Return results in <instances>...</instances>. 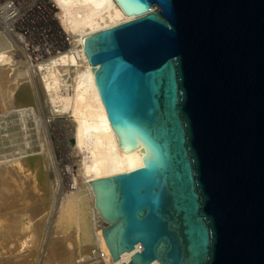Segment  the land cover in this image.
<instances>
[{"label": "water", "instance_id": "1", "mask_svg": "<svg viewBox=\"0 0 264 264\" xmlns=\"http://www.w3.org/2000/svg\"><path fill=\"white\" fill-rule=\"evenodd\" d=\"M83 39L118 146L88 184L112 262L264 264V0H115ZM152 10V11H150Z\"/></svg>", "mask_w": 264, "mask_h": 264}, {"label": "bare ground", "instance_id": "2", "mask_svg": "<svg viewBox=\"0 0 264 264\" xmlns=\"http://www.w3.org/2000/svg\"><path fill=\"white\" fill-rule=\"evenodd\" d=\"M17 1L18 4H14L10 14L6 17L3 13L0 15V25L5 31V35L0 36L1 258L5 260L3 262H7L5 264H31L34 258L28 260L29 254L25 256L23 250L36 245L41 248L47 243L48 254L42 249H38L39 252L36 249L38 253L31 255L41 258V253L44 252L46 256L41 264H61L63 261L55 260L58 254H51L53 246L61 243L60 255L63 254L66 264L126 263L140 247L137 245L132 252L123 253L118 260L111 261L101 235L105 223L94 206V195L88 182L142 167V147L124 152L118 146V138L108 122L96 89L93 67L84 54L83 39L136 17L126 16L115 0H35L48 5L56 44L52 49L46 45L41 48L38 44L39 34L35 33L36 36H30L31 40H28L32 49H26L22 40L29 36L26 33L28 30L35 29L39 19L33 20V24L27 22L26 32L13 24L15 20L17 23L18 18H22L20 7L27 2ZM58 49L59 52H56ZM35 54H47V57L41 58L34 65L30 58ZM21 63L26 70H20ZM32 70L34 72L30 74L29 71ZM16 89L19 90L16 91L17 98H11V93ZM40 106L47 110L48 115L44 130L39 128L43 111H40ZM57 117V123L63 127L61 130H65L68 137L64 143L67 157L70 158L74 153L79 160L71 170L72 185L67 181L70 174L64 175L66 188L64 184L57 182L56 191L52 192H56L58 197H55L57 201L51 198L54 202L48 208L46 222L47 230L51 233L47 235L49 239L44 244L45 234L48 232L43 235L38 233L40 224L43 225L45 221L43 211L46 208L42 210L45 203H41V208L38 207L37 194L45 195L42 194L43 191L37 193L36 189L37 184H43L44 187L47 178H44L45 172H41L42 167L39 172L36 167L38 163L39 166L42 164L41 159L51 155L49 152L50 155L45 157L50 147V143H46V136L50 139L49 124ZM49 173L47 170V175ZM55 180L56 178L54 182ZM47 185L49 196L51 186ZM27 220L33 222V234H26Z\"/></svg>", "mask_w": 264, "mask_h": 264}, {"label": "rangeland", "instance_id": "3", "mask_svg": "<svg viewBox=\"0 0 264 264\" xmlns=\"http://www.w3.org/2000/svg\"><path fill=\"white\" fill-rule=\"evenodd\" d=\"M27 6V7H26ZM32 6H33V8H32ZM36 6H37V2L35 1V0H27V2H26V4L25 5H23V6H21L20 7V10H21V13L23 12V14H21L22 15V18H18L19 20H17V23H16V20L15 19H13V22H14V20H15V22L13 23V24H15V25H18L19 27H21L22 29H25V32L27 31L26 30V28H28V26H26V23L28 22V23H32L33 24V20H35L36 18H38V15H37V12H36ZM25 8V9H24ZM24 10V11H23ZM30 10V11H29ZM4 14V13H3ZM32 14V15H31ZM1 16H2V13L0 14ZM37 17H36V16ZM0 16V19L2 20V17ZM34 18H33V17ZM4 17V16H3ZM1 20H0V22H1ZM11 21H12V19H11ZM6 23V22H5ZM1 24V23H0ZM3 26L5 25V24H2ZM36 25V24H35ZM1 26V25H0ZM35 29H36V27H35ZM34 28H32L31 30H28L26 33L29 35V36H27V37H25V38H23V40H22V45L26 48V49H32V46H31V44H29V42H28V40H31V38H30V36H36V34L35 33H37V31L35 30ZM3 35H5V31L2 29V26H1V28H0V36H3ZM34 44V43H33ZM36 47H38V45H35ZM59 50L60 49H58L56 52H59ZM43 57H47V54H43V55H41V54H35V56H33V57H31L30 59H32V62H33V64L35 65L36 64V62L38 61V60H40L41 58H43ZM28 67V66H27ZM24 68V66L22 65V63H21V65H20V70H22ZM23 70H26V68H24ZM33 70L32 71H29V73L31 74H33ZM19 90H20V87L18 88ZM18 89H16L15 90V92H12L11 93V98L13 97V98H17L16 96H17V94H16V91H19ZM23 94H24V92H23ZM29 95V94H28ZM41 107V106H40ZM41 110H43V107H41L40 108V111ZM47 111V110H46ZM46 111H45V109L41 112V118L39 119V120H41L42 121V118H43V121H42V123H41V121H39V124L41 125V126H43V127H41L40 125V129H42V130H44L46 127H45V121H46V119H47V117H48V115H47V113H46ZM44 113V114H43ZM44 116H43V115ZM47 115V116H46ZM45 117V118H44ZM59 121V118L57 117L51 124H49V128H48V131H50V139L48 138V135L46 136V139H47V141H46V143H50V147H48V149H49V151L47 150V148L45 149V153H47L46 152V150L48 151V153L47 154H45V157L49 154L50 155V153L49 152H51V155L48 157H46L47 158V160H49L48 162L49 163H47V164H45L46 162H47V160H46V158L43 160V159H41V162H42V164H40V166H39V163H38V166L36 167V169L38 170L37 172H39L41 169L42 170H44V171H42L41 170V172L42 173H44L45 172V176H44V178L46 179H44L45 180V183H44V187L42 186V185H40L39 184V186H38V184H37V189L36 190H38V192L37 193H42V191H43V195H45V196H42L41 194H37V196H38V203H39V205H38V203H37V205H38V207L40 206V208L43 206V205H41V203L42 204H44L45 203V205L43 206V208H42V210H44V208H46V212L45 211H43L44 213V217H45V221L43 222V225H45L44 227H43V225L42 224H40V227H39V235H43V234H45L46 233V231L48 232L47 234H45L46 236H45V240H44V244L47 242V240L49 239L48 237L49 236H47V235H49L51 232H49V230H47L48 228H47V222H46V216H47V212H48V208H50V204H51V206H52V203L54 202L53 200H56L57 201V197H58V195H57V193L55 192V193H52V192H54V191H56V187L55 186H57V182H58V184H60V182H61V185H65V188H66V185H67V182H66V179H65V176L64 175H67V174H70L69 176H70V178L68 179L67 178V181L69 182L70 181V186L72 185V183H71V170H73V167L75 168V165H76V162L79 160V157H78V155H76V154H71V157L70 158H68L67 157V148L65 147V145H64V143H65V139L66 138H68L67 136H66V133H65V130H61L63 127L62 126H60L57 122ZM61 127V128H60ZM59 132V133H58ZM63 133V134H62ZM61 135V136H60ZM62 135H63V137H62ZM65 135V136H64ZM61 137V138H60ZM64 138V139H63ZM54 139V140H53ZM63 140V141H62ZM54 143H53V142ZM60 141V142H59ZM62 141V142H61ZM57 144H56V143ZM61 143V144H60ZM52 145V146H51ZM53 148V149H52ZM50 149H52V150H50ZM54 150V152H52ZM66 152V153H65ZM63 155H65V156H63ZM55 159V160H54ZM76 160V161H75ZM45 161V162H44ZM56 161V162H55ZM74 163H73V162ZM51 162V163H50ZM53 162V163H52ZM55 162V163H54ZM71 162V163H70ZM53 164V165H52ZM51 165H52V169H51ZM50 166V167H49ZM42 167V168H41ZM48 167V168H47ZM39 168H41V169H39ZM54 168H55V170H54ZM51 169V170H50ZM46 170V171H45ZM47 170H48V173H49V171H52V173H54V174H52L51 172V175H50V173L48 174V175H50V176H48L47 175ZM36 171V170H35ZM63 174V175H62ZM53 175V176H52ZM48 176V177H47ZM56 176V177H55ZM51 178H52V182H51ZM56 178V180L58 179V181H56L55 180V182H54V179ZM48 180H50V181H48ZM47 181V182H46ZM54 182V183H53ZM53 183V184H52ZM47 184H49L50 186H51V193H50V195L48 196V191H47V188H46V185ZM69 184V183H68ZM53 186H54V188H53ZM38 187H41V189L40 188H38ZM42 187L45 189H43L42 190ZM47 187H48V185H47ZM65 188L63 189V193H64V190H65ZM53 189H55V190H53ZM41 190V191H40ZM40 195V196H39ZM53 195V196H52ZM54 195H56V196H54ZM39 197H40V199H39ZM56 197V198H55ZM41 198H44V200H42ZM45 198H47V199H45ZM53 200H52V199ZM46 200V201H45ZM51 200V201H50ZM41 201V202H40ZM44 201V202H43ZM47 204V205H46ZM46 222V223H45ZM28 225H30V226H28ZM25 227L27 228V233L26 234H33V231H34V226H33V222L32 221H29V220H27V222H26V225H25ZM29 227V228H28ZM43 229H44V231H43ZM43 231V232H42ZM41 232V233H40ZM46 241V242H45ZM43 244V243H42ZM44 246V247H43ZM46 246V247H45ZM48 245H47V243L45 244V245H42V247L41 248H38V246L36 245V246H33V247H31L32 249H34L35 251H33L31 248H26L25 250H23L25 253H24V255L26 256V254L28 253L29 255H27V257L29 256L30 258H27L28 260L29 259H33V260H31L32 262H31V264H35V262H36V264H41L42 262H43V258H45V256H46V254H48L47 253V247ZM35 247V248H34ZM54 248H53V250L51 251V254H53V256L54 255H56V254H58V256L56 257V259L55 260H61V261H63L61 264H66L65 263V259H64V257L62 256L63 254H61L60 255V253H61V250H62V245H61V243H56L54 246H53ZM39 249V250H43L46 254L44 255V252H42L41 253V258L40 257H35V255L34 254H32L31 255V253H35V252H37V250ZM45 249V250H44ZM31 250H32V252H31ZM39 250H38V252H39ZM1 252V251H0ZM37 252V253H38ZM2 256L0 255V264H5V263H7V262H3V261H5L3 258H1ZM40 259V260H39ZM36 260V261H35ZM39 260V261H38ZM42 260V261H41ZM41 262V263H40Z\"/></svg>", "mask_w": 264, "mask_h": 264}, {"label": "built area", "instance_id": "4", "mask_svg": "<svg viewBox=\"0 0 264 264\" xmlns=\"http://www.w3.org/2000/svg\"><path fill=\"white\" fill-rule=\"evenodd\" d=\"M18 4L17 0H0V7H2L1 13H4L3 15L6 17L8 14H10L11 8L13 6ZM36 12L38 15L39 21L36 24V31L39 34L38 37V44L41 48H44L46 45L48 48H51L56 44L55 40V32H54V26L52 25V21H50V16L48 12V5L47 4H41L37 2L36 6ZM54 51V50H53Z\"/></svg>", "mask_w": 264, "mask_h": 264}]
</instances>
